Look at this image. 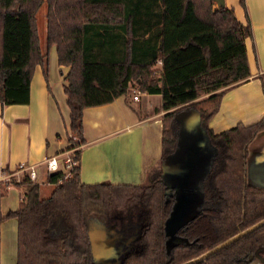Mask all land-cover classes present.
Listing matches in <instances>:
<instances>
[{
  "label": "trees",
  "instance_id": "16d2710c",
  "mask_svg": "<svg viewBox=\"0 0 264 264\" xmlns=\"http://www.w3.org/2000/svg\"><path fill=\"white\" fill-rule=\"evenodd\" d=\"M46 3V48L41 50L35 14ZM213 0H0V102L29 101L36 64L47 66L56 45L59 64L69 66L64 92L69 108L71 158L66 175L48 173L50 194L23 175L13 181L23 197L7 216L16 218V264H96L89 218L116 224L126 250L111 264H181L264 218V187L246 178L252 139L261 120L214 133L208 122L226 88L249 76L245 39L252 36L232 9ZM245 8L244 0H239ZM160 58L161 68L152 69ZM136 85L161 96V155L139 184L83 183L80 145L84 107L125 95ZM201 92L208 93L198 98ZM192 108L214 149L201 180L200 209L174 235L165 224L174 197L163 168L178 144L177 111ZM208 107H211L207 110ZM264 249V224L191 264H248ZM103 250V253H107Z\"/></svg>",
  "mask_w": 264,
  "mask_h": 264
},
{
  "label": "crops",
  "instance_id": "0c3cea01",
  "mask_svg": "<svg viewBox=\"0 0 264 264\" xmlns=\"http://www.w3.org/2000/svg\"><path fill=\"white\" fill-rule=\"evenodd\" d=\"M213 2V6H217ZM223 5L231 8L240 22L245 23L246 17L249 20L252 36L245 39V50L250 74L245 81L224 91L208 122L214 133L237 123H255L264 115V0H244L245 8L239 0H224ZM37 38L43 50L38 33ZM160 68L158 58L152 69L158 72ZM68 70V65L58 63L56 45L51 44L47 66L36 64L33 67L29 101L7 105L0 102V264H16L17 221L7 214L18 207L23 197L21 187L12 183L24 175L18 172L17 165L19 162L35 164L36 182L51 191L53 185L46 181L48 172L44 158L59 154L62 160L71 155L69 108L64 92V76ZM134 95L137 98H133ZM193 111L189 107L177 111L180 124L178 144L164 165V177L168 165L173 168L170 175L173 177L172 189L178 184L191 191L195 189L198 200L190 209L196 203L201 205V180L214 154L199 127L197 113ZM163 113L160 94L134 88L110 102L84 107L85 142L79 146L81 181L88 184L144 182L148 169L161 155ZM59 167L57 172L64 173L63 163H59ZM246 178L255 186L264 183V131L249 144ZM248 264H264V249Z\"/></svg>",
  "mask_w": 264,
  "mask_h": 264
},
{
  "label": "rangeland",
  "instance_id": "374dc122",
  "mask_svg": "<svg viewBox=\"0 0 264 264\" xmlns=\"http://www.w3.org/2000/svg\"><path fill=\"white\" fill-rule=\"evenodd\" d=\"M45 13H46V3L43 2L40 5L39 9L37 10L36 23H37V33L40 39V45L44 49L46 47L45 45ZM132 88L137 89L135 84H133ZM207 95L208 93L201 92L198 98H203ZM210 108L211 107H208L207 110H209ZM201 131L203 130L201 129ZM71 138L73 141L77 140L75 137V133L71 132ZM206 142L209 144V146H211L208 140H206ZM211 148L213 150L212 146ZM172 173H173V168L172 166L170 167L168 165L167 172H165V182L167 186V192L170 195L173 193V190H174L172 189L173 177H170V174ZM184 175H186V173ZM184 177L187 178V176H184ZM258 185H261L260 187H264V183L260 182V184ZM50 192L51 191H49L47 187L43 185L40 187L39 196L46 197L50 194ZM198 205L199 203L198 204L196 203L195 205H193V208L189 212H187V214L182 219L183 223L186 222L190 217H192L200 209V205L199 206ZM99 218L100 217H97L96 215H93L92 217L89 218L90 237L94 241L95 239L101 237L103 232L106 231V235H107L106 239L111 241L110 243L111 246L109 245L110 247L106 249L107 253L105 254L103 253V250H99V254L96 256L97 258L95 259V262L96 264L116 263L123 256L126 250L128 240L123 238L116 224H111V223L104 224L103 221ZM95 248H96V244H95Z\"/></svg>",
  "mask_w": 264,
  "mask_h": 264
},
{
  "label": "water",
  "instance_id": "95a60500",
  "mask_svg": "<svg viewBox=\"0 0 264 264\" xmlns=\"http://www.w3.org/2000/svg\"><path fill=\"white\" fill-rule=\"evenodd\" d=\"M217 3V6H224L223 2L224 0H213ZM163 176H164V168H163ZM165 179V177H164ZM182 184H178L175 186V190L171 195L174 197V202L172 206V210L169 214V217L165 224V230L168 235H174L177 229L183 224V217L189 212L191 209V205L193 202L198 200L197 195L195 194V189L192 191L189 189H185L181 187ZM264 224V218L255 222L254 224L250 225L249 227L245 228L244 230L236 233L235 235L229 237L228 239L224 240L223 242L217 244L213 248L207 250L203 254L194 257L192 259H189L181 264H191L198 262L202 259H204L206 256H208L210 253L216 251L217 249L230 244L231 242L237 240L238 238L242 237L243 235L247 234L248 232L256 229L257 227ZM106 231L103 232L101 237L95 239L94 242L96 244V248L93 249V255L97 256L99 254V250H106L108 247H110V240H107L106 237ZM110 245V246H109ZM99 257V256H98Z\"/></svg>",
  "mask_w": 264,
  "mask_h": 264
},
{
  "label": "built area",
  "instance_id": "2783aa9c",
  "mask_svg": "<svg viewBox=\"0 0 264 264\" xmlns=\"http://www.w3.org/2000/svg\"><path fill=\"white\" fill-rule=\"evenodd\" d=\"M133 98H137V96H133ZM45 168L48 173L59 171V163H63V168L65 170L64 174H68L71 167L75 164V161L72 160L71 155L66 156V158L61 160L59 154H52L44 158ZM18 172H22L27 175L31 181L36 182L37 174H36V165L19 162L17 165Z\"/></svg>",
  "mask_w": 264,
  "mask_h": 264
},
{
  "label": "flooded vegetation",
  "instance_id": "af4514ba",
  "mask_svg": "<svg viewBox=\"0 0 264 264\" xmlns=\"http://www.w3.org/2000/svg\"><path fill=\"white\" fill-rule=\"evenodd\" d=\"M171 175V174H170ZM185 186H182V188H184ZM186 189V188H185Z\"/></svg>",
  "mask_w": 264,
  "mask_h": 264
}]
</instances>
